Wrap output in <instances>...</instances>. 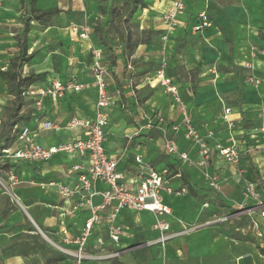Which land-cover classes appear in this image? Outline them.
<instances>
[{
    "label": "crops",
    "instance_id": "crops-1",
    "mask_svg": "<svg viewBox=\"0 0 264 264\" xmlns=\"http://www.w3.org/2000/svg\"><path fill=\"white\" fill-rule=\"evenodd\" d=\"M171 1L172 0H161L162 3H158L160 7V18L163 12L168 9ZM184 6L183 13L177 17L178 25L176 29L168 35V42L175 43L183 39L185 33H192L191 29L197 15L201 12H206L212 20L213 26L209 30L195 34L209 41L213 38V35L216 36V32L219 30H223L230 36V29L232 27L235 29L236 38L234 39L230 36V41L234 42V45L235 42H238L237 50H234L235 53L232 55L233 58L237 61L248 59V44H241V42L247 41L256 45L258 50L261 51L259 57H264V0H185ZM2 9L8 11L5 10V8ZM163 27H165L164 22ZM67 31H69L68 28ZM90 33L88 40H79L77 35L69 31V35L75 38L76 42L87 44L89 54L90 47L92 48ZM248 35H251L250 39H248ZM242 36H244V38H242ZM188 44H190V41H188ZM211 46H214L215 49L210 50L206 48V46L202 48L203 58L206 63L214 61L229 64L230 61H232V57H230L228 52V45L223 39L212 42ZM139 53H143V48L138 50V54ZM251 55H255L257 60L258 55L255 54L254 49L251 50L250 57H252ZM256 60L253 61L254 70L258 63ZM250 61L248 64H251ZM198 67L199 66H196L195 68L197 72ZM126 68L130 69V65H127ZM232 69L233 75H235V67H232ZM176 70L178 72L175 75L179 76V68L175 67L173 70L168 68V71L171 73H175ZM110 71H115L114 75L118 82L116 86L119 84L122 85L121 89L125 91L124 93H129L128 86L125 84L127 80L123 79V69H107V87L108 78L112 76L108 75ZM145 76L146 74H143L141 77L138 76L136 82H134L135 90L140 92L148 88L149 92L141 98L139 103L140 107L136 108V121L139 120L137 127L135 128L134 125L128 127V134L125 135L127 140L124 152L121 150L114 153L109 151L106 145L105 149L110 156L121 158L119 171H121L125 179L131 183H137V175L145 173L147 167L160 171H169V166H174L176 174L169 176V172L167 173L166 179L168 181V186L174 190H184L185 192L180 195L161 193V203L168 206L172 212L171 216L164 218L170 225V232L177 233L184 230L185 227L180 225L179 220L187 217L182 206V198L184 199L190 196L197 197L195 186L203 187L205 190L214 192L219 196L220 204H224L222 201H235L232 203H234V205L236 204L237 208L243 204H245L244 207L246 208H252L255 202L252 199L245 198L243 192L247 183H254L257 185L262 200H264V151L261 149L264 145V133L261 129L240 128L235 130L237 124L240 122V118L243 119L244 107H249L255 100L253 91L250 89L243 90L242 94L238 95L236 93L237 86L235 80H219L213 85L206 86L208 90L205 89L206 87L203 86L201 82L199 85L194 83V87L185 89V92L179 93V95L189 98L188 101L182 103L185 105L186 113L199 133L201 135L205 134L206 131H212L213 133V138L208 140L209 147L213 151V155L209 161L208 172L210 175L216 177L220 185V190L216 192L209 186L208 182L203 177L201 169L187 162L179 161L176 157L167 156L164 153L163 137L159 130H168L172 125L179 124L182 119V113L179 106L174 103L172 96L164 94V89L160 88L157 82H153V79L146 78ZM55 78L61 80L59 77ZM221 78H223V76H220V79ZM48 79L49 78H46V80ZM74 79L75 80L71 81L78 84H87L90 82L92 79L90 66L86 75ZM180 81L179 78L176 80V88L179 86L178 84ZM39 88H41V85L34 86L28 91L26 96L36 101V91ZM195 90L198 92L197 95H195ZM115 92L117 95L119 94V90H115ZM220 92L235 93L238 98L240 97L241 100L238 109L236 107H227L218 97V93ZM83 94H87L91 100V112L84 116L66 115L61 118L60 115L62 114L65 101L76 100L79 102V96ZM110 97L114 100V105L118 103L120 99L119 96H115V98L113 96ZM125 99H127V102H130L132 106L137 105L134 99L128 97ZM95 100V91L92 88H85L81 92L67 94L62 100L57 102L44 100L39 107L34 105L36 112L29 115V119L25 123L27 126L32 127L34 130L39 123L50 121L60 125L61 129L57 132L40 131L37 132L35 137H31V139L43 147H46L82 137L83 131L81 129H69L66 128L65 125L71 118L89 120L93 118ZM114 105L107 108V113L112 111ZM41 108L42 110L40 112ZM226 108L231 110L229 114L231 126L223 122V114ZM158 115L162 119V122L158 121ZM149 122L154 126V130L147 127ZM108 128L109 125L106 123L104 129L106 139ZM146 134H156L161 138V153L166 158L165 162L160 161L154 167L151 166L150 160H147L145 152L140 151V146H132L134 143L137 145L140 144L138 143L139 138ZM175 142L179 151L185 152L191 161L196 162L198 160L197 148L192 143L185 141L181 134L175 137ZM17 145L14 144L12 147H16ZM217 146H235L238 148L243 155L240 162L237 163V165L225 163L216 151ZM135 158L141 159L142 163H136ZM247 159L254 167L257 166L259 173L257 175L260 180L252 181V177L248 176V180L245 181L246 183L244 182L242 184L243 186H241L242 192L240 193L236 190L241 180L236 170L238 166L240 167L239 164L244 160L247 161ZM1 160L0 264H73L71 258L52 248L38 233V229L45 233H52L53 240L58 244H62L61 237L71 239L78 235L84 226L88 218V212L85 209H79L74 213H68L70 207L75 202V198L66 199L59 189L60 186H69L71 182H74L73 177L69 176V168L72 163L79 162V158L60 154L53 156L48 163H10L5 162L3 157ZM241 167L245 169L244 166ZM11 175H13L14 179L11 178ZM182 175H185V179L192 187L194 193H191L188 187L184 185L181 178ZM66 200H69L68 204L64 202ZM94 201L99 202V198H95ZM203 207L208 209V203H204ZM111 211L112 210L108 208L102 212L100 214V222L92 228L86 244V252L90 256H105L117 250V248L109 242L106 230L107 219ZM251 220L259 223L264 234V220L259 217L257 211H254L249 216L246 214L242 215L241 218L237 220L238 225L235 227V231L243 234H250L253 238L250 233ZM154 221V215L146 211L132 212L129 210H120L116 216V224L120 225L123 229V236L121 237L119 248L123 251L125 248L139 249L134 252L144 257V261L141 264L147 262L144 253L145 248L152 250L155 255L159 253L162 247L165 248L168 256H171V253L176 251V258H174L176 264H212L214 262L215 264H225V256L227 255H233L234 264H264V255H261L258 251L261 245H259L260 243L254 238V243L257 248L250 249L244 242H236L231 239L228 243L226 236L223 234H218L206 239L202 245H198V238L202 234H197L190 238V245L188 244V246H185L187 253L183 257L179 256L181 251H178L179 241L183 240L180 236L170 239L164 246H145L146 242L154 241L158 237V233L152 228ZM185 229L187 230V228ZM138 240H140V243H138ZM236 245L239 246L236 247ZM62 246L69 250L75 249V246L72 244H62ZM177 251L179 254H177ZM123 253L124 252H122V254ZM131 253L132 252L127 255L131 262L136 264L132 259ZM122 254L116 257L118 258L117 261L127 263L126 255L122 256ZM110 259L111 258L105 260ZM100 261L103 260H85L82 264H97ZM146 264H162L161 256H156L154 260L150 259Z\"/></svg>",
    "mask_w": 264,
    "mask_h": 264
},
{
    "label": "rangeland",
    "instance_id": "rangeland-1",
    "mask_svg": "<svg viewBox=\"0 0 264 264\" xmlns=\"http://www.w3.org/2000/svg\"><path fill=\"white\" fill-rule=\"evenodd\" d=\"M125 1L36 0L34 5H31L29 0H26L24 4L20 0H0V71L10 69V61L18 54L17 39L25 38L27 54L33 53L34 58L31 63L23 66V75L29 73L44 74L45 78L59 77L64 81L75 80L74 78L86 75L91 61L88 46L85 43L76 42V39L69 35V31L71 33L70 28L72 26L87 24L92 28L90 33L92 48L103 47L105 49L106 60L103 62V65L106 70L111 68L124 70L123 79L127 80L125 84L128 86L129 91V93H124L125 91L121 89L122 85L116 86L118 82L114 75L115 71L108 73V75H112L111 78H108V93L114 98L115 96H119L120 98L118 103H115L112 111L107 113L109 128L106 147L109 151L115 153L122 150L124 152L127 140L125 135L128 134V127L134 125L136 128L139 123V120L136 121V108L140 107L141 98L148 94L149 90L148 88L140 92L135 90L134 82H136V78L146 74V78L157 82L160 88L164 89V94H167L165 91L166 86L162 85L159 76L163 73L167 77L165 74L166 70L168 68L173 70L175 67L179 68V76L174 75L172 78H167L173 85H177L176 80L178 78L181 80L178 84L179 86L176 88L178 95L180 92H185V89L194 87V83L199 85L202 82V85L206 87L213 85L219 80H235L242 90L250 89L253 91L255 100L249 107H244L243 119L240 118V122L237 124V129L235 128V130L240 128L264 129V57H259L261 51L258 50L256 45L250 41L241 42V44H248L249 56L247 60L242 59L237 61L232 57L238 45V42H235L234 45V42L230 41V36L231 38H236L235 29L232 27L230 29V36L223 30H219L216 32V36L213 35V38L208 41L202 39V36L198 34L185 33L183 39L170 43L168 42V37L163 39L165 27H163V21L159 15L160 7L158 4L162 3L161 0H144L146 8L137 11L133 18L124 26L126 33L128 31L130 33V46H127L126 49L118 41L113 29L108 28L111 10L119 12L115 22L123 19L122 6ZM31 6L35 10L40 11L52 9L55 13L50 18H45L41 21H30V31L25 37L21 29L22 17L26 8L29 9ZM2 8L8 11H4ZM27 17L29 16L27 15ZM67 28L69 31H67ZM250 38L251 35H248V39ZM147 39H150L149 45H138ZM222 39L228 45V52L230 57H232V61L229 64L214 61L206 63L203 58L202 48L206 46V48L213 50L215 47L211 46V43ZM102 40L108 44L104 45ZM188 41H190V44H188ZM140 48H143V53L138 54ZM252 49L258 55L257 60L255 55H251L252 57H250ZM254 60L258 61L255 70L253 68ZM249 61L252 67L246 68L245 66ZM127 65H130V69L126 68ZM196 66H199L198 72L195 69ZM232 67H235V75H233ZM220 76H223V78L220 79ZM251 77L259 81L257 86L248 82V79ZM115 90H119L118 95ZM197 93L195 90V95ZM167 95L171 96V94ZM126 97L134 99L137 105L132 106L130 102H127ZM218 97L227 107H236L238 109L240 106L241 98H238L235 93L220 92L218 93ZM10 100L11 97L8 95L6 83L0 80V123L4 122L6 118ZM78 101L66 100L63 104L60 117L63 118L66 115L84 116L91 112L92 104L87 94L79 96ZM24 104L22 113L30 115L36 112L34 100L31 97L26 96ZM41 110L42 108L40 112ZM153 128L154 126L151 129ZM138 143L140 144L134 143L132 146H140V151L145 152L146 158L148 161L150 160L152 167L156 166L160 161H166V158L161 153V138L156 134L142 135ZM2 146L3 141L0 139V164H2ZM239 165L240 167L238 166L236 171L240 175L241 180L236 190L241 193V186L248 180V176H251V180L253 181L256 180L259 173L256 164V167H254V165L252 166L244 160ZM241 166H244L245 169ZM195 187L197 197L182 198V206L187 217L179 220L180 225L187 228V230L183 235L184 237L180 236L183 240L179 241L178 251H181L179 256L183 257L186 255L185 246L190 245V238L197 234H202L198 238V245H202L206 239L223 234L226 236L228 243L233 239L236 242L246 243L250 249H256V244L250 234L235 231V227L238 225L235 217L224 220L225 217L232 216L231 212H229L230 210L234 213L237 212L236 204L232 203L235 201H222L225 204V207L222 208L219 203V196L214 192L205 190L203 187ZM204 203H208V209L203 207ZM138 243H140V240H138ZM238 246L236 245V247ZM137 250L139 249H124L122 256L126 255L127 263L117 261L118 258H112L100 261L97 264H133L127 254ZM178 251L177 254H179ZM175 252L173 251L171 256H168L165 248L162 247L159 253L154 255L152 250L148 248L144 249L147 262L150 259L154 260L156 256H161L162 264H176L174 259L176 258ZM225 257V264H234L233 255ZM212 264H215V262Z\"/></svg>",
    "mask_w": 264,
    "mask_h": 264
},
{
    "label": "built area",
    "instance_id": "built-area-1",
    "mask_svg": "<svg viewBox=\"0 0 264 264\" xmlns=\"http://www.w3.org/2000/svg\"><path fill=\"white\" fill-rule=\"evenodd\" d=\"M185 0H172L168 9L163 12L161 19L165 25L166 39L171 32L177 27V17L184 11ZM212 20L206 12L197 15L191 32L202 33L212 28ZM71 33L77 35L79 40H88L91 32L90 26H72ZM90 73L92 79L87 84H78L74 81H61L57 78H49L36 91L35 106L39 107L44 100L57 102L62 100L65 95L81 92L85 88H92L95 91V110L93 118L79 119L71 118L65 125L69 129H81L82 137H78L69 142L60 143L52 146L43 147L36 143L31 137H35L37 132L52 131L57 132L61 129L60 125L50 121L39 123L33 130L32 127L23 124L14 144H19L15 148L11 147L2 150V157L5 162L14 163H48L55 155L64 154L66 156L78 157L79 162L72 163L69 168V176L73 177V181L69 186H60L61 194L66 198H75L74 204L70 207L68 213H74L79 209H85L88 212L84 226L78 235L71 239L62 238L61 243L65 245H74V250H69L58 244L52 238V233L42 232L38 229V233L46 240V242L59 253L72 259L73 264H82L85 260H105L108 258L119 257L123 250L119 248L120 240L123 236V229L116 224V216L120 210H129L132 212H150L154 215L153 230L158 233V237L154 241L146 242L145 246L164 244L170 239L179 237L186 233V229L181 232L171 233L170 225L165 221V217L172 215L171 209L161 203V193L169 195H180L184 190H174L168 186L167 170L160 171L147 167L145 173L137 175V183L128 182L124 174L119 171V163L121 158L110 156L105 145L107 142L105 134V126L107 123V108L114 105V100L108 93L106 83L107 70L103 65L105 62V54L98 48H91ZM246 68L252 67L250 64ZM162 85L166 86V93L171 94L177 106L182 113V119L179 124L172 125L168 130L160 129L163 137V150L167 156L176 157L179 161L187 162L195 165L202 170L203 177L209 186L216 192L220 190V185L215 176L208 172L209 161L213 155L212 149L209 147L208 140L213 138L212 131H206L201 135L198 129L193 125L190 117L186 113L185 105L181 102L177 94L176 86L171 84L170 80L162 73L159 76ZM248 82L258 85L259 81L249 78ZM36 86V85H34ZM34 86L30 87L31 90ZM28 90V91H29ZM28 91L25 95L28 94ZM230 109L226 108L223 114V122L231 126L229 120ZM159 122H162L160 116H157ZM148 128H152L151 122L147 124ZM264 133V129L261 130ZM181 134L183 139L188 143H192L197 148L198 160L191 161L185 152L179 151L175 142V137ZM264 151V145L262 146ZM216 151L221 159L228 164H237L242 158V153L235 146L216 147ZM136 163L141 164L139 158H135ZM4 162V163H5ZM11 178L14 179L13 175ZM135 184V185H134ZM245 198L252 199L255 205L252 208H246L243 205L238 206L237 212L232 216L225 217L224 220L235 217L239 220L242 215H251L257 211L259 217L264 220V200H262L258 192L257 185L247 183L244 188ZM99 198V202L94 199ZM66 204L69 200L64 201ZM112 211L108 216L106 225L107 236L109 242L114 245L117 250L105 256H90L86 252L87 239L91 234L92 228L100 222V214L106 209ZM250 233L253 238L264 245V234L258 222L251 220Z\"/></svg>",
    "mask_w": 264,
    "mask_h": 264
},
{
    "label": "trees",
    "instance_id": "trees-1",
    "mask_svg": "<svg viewBox=\"0 0 264 264\" xmlns=\"http://www.w3.org/2000/svg\"><path fill=\"white\" fill-rule=\"evenodd\" d=\"M26 0H20L22 4L25 3ZM31 5H34L36 0H29ZM146 3L144 0H126L123 3L122 11H123V19L118 20L115 22L116 17L118 16L119 12L115 10L110 11V19L108 21V28L113 29L114 33L116 34L118 41L127 49V46H130V33L129 31L126 33L124 28L125 24L129 22L130 19L133 18L135 13L139 10L145 9ZM55 13L54 10H35L34 7L25 10V13L22 17V33L26 35L30 31V21L36 20L41 21L43 19L50 18ZM27 15L29 17H27ZM151 33V32H150ZM104 45L108 43L102 40ZM150 44V39L145 40L144 42H140L138 45H148ZM17 48L18 54L10 61V69L6 71H0V80L6 83V88L8 95L11 97L10 106L8 108V112L4 122L0 123V139L3 141V146L1 147L2 150H7L11 148L20 132V128L23 124L27 122L29 119V114L22 113V108L24 107V98L26 97L25 93L29 90L30 87L34 85H42L46 82V78L44 74H35L29 73L27 75L22 74V69L24 65L31 63L34 58L33 53L27 54V46L25 44V38H18L17 39ZM100 50L104 54L106 51L103 47H95ZM178 71L176 70L175 73H171L166 70L165 74L168 78H171L175 75ZM238 95L242 94V88L236 83ZM181 102H186L189 100L187 96L179 95ZM248 163L253 166V164L247 159ZM169 176L176 174L174 166H169ZM258 176V175H257ZM182 181L186 187H188L191 193H194L192 187L187 183L185 179V175L181 176ZM260 178L256 177V181H259ZM221 207H225L224 204H220ZM231 214L234 212L230 210ZM254 241V239L252 238ZM264 243V240H263ZM260 245V244H259ZM259 253L264 255V245L258 248ZM132 259L136 262V264H141L144 261V257L139 255V253L132 252L131 253ZM62 258V257H61ZM63 259V258H62Z\"/></svg>",
    "mask_w": 264,
    "mask_h": 264
}]
</instances>
